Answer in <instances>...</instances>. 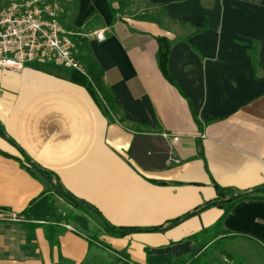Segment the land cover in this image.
Masks as SVG:
<instances>
[{
    "label": "crops",
    "instance_id": "obj_1",
    "mask_svg": "<svg viewBox=\"0 0 264 264\" xmlns=\"http://www.w3.org/2000/svg\"><path fill=\"white\" fill-rule=\"evenodd\" d=\"M147 1L150 15L114 12L119 1L109 0H72L64 15L87 38L120 114L56 62L0 69V264H83L89 252L71 226L51 246L40 225L60 201L50 203L26 159L111 226L135 228L101 239L138 264H173L198 249L193 236L224 212L207 205L215 183L264 188V0ZM101 28L105 41L88 36ZM160 36L172 41V79L158 63ZM224 227L264 247V199L240 201Z\"/></svg>",
    "mask_w": 264,
    "mask_h": 264
},
{
    "label": "trees",
    "instance_id": "obj_2",
    "mask_svg": "<svg viewBox=\"0 0 264 264\" xmlns=\"http://www.w3.org/2000/svg\"><path fill=\"white\" fill-rule=\"evenodd\" d=\"M9 0H0V8L7 4ZM112 6V1L109 0ZM130 5V0H119L118 9L114 8V12L124 11ZM113 8V7H112ZM165 11H161L160 14L152 15L153 18H157L161 21V15L165 14ZM198 31V29H196ZM158 52L157 59L160 69L164 75L170 79L171 76L168 72V58L172 46L170 41L165 36L157 38ZM78 45L80 53L78 59L85 67L86 74L78 70H74L73 79L88 87L90 92L101 101L102 99L108 104L110 110L116 114L121 113V107L119 101L114 96L111 89L107 86L104 79V71L99 63L91 56V49L88 45V40L85 37H78ZM257 50L252 51V58L254 67L257 71L259 65ZM101 95V97H100ZM122 120L123 117L121 116ZM33 175L42 179L46 185L44 193L50 194V203L56 206V200L60 197L65 202V207H61L59 214L54 219H49L43 224H29L28 227L35 228L42 226L45 230L47 239L52 247H59L60 235L68 230L67 226H71L73 230L85 236L89 241V252L83 261V264H138L131 260L130 254L126 249L116 250L110 245L102 241L101 235L104 233H112L114 235L124 236L134 230L135 228H116L108 224L100 212L91 204L84 200L78 199L71 193L66 191L57 177L51 172L44 170L32 163L29 159L23 162ZM217 198L215 201L209 202L207 205H218L223 209L222 216L218 221L205 228L202 232L193 236L198 243V249L188 255H184L175 258L173 264H250L249 259L238 252L229 251L228 247L220 245L221 240H215L221 235H232V237L242 236L243 238L251 239L255 242H260L259 239L249 235H234L228 229L224 227V220L227 214L238 204L245 199L260 198L264 199V188L251 191H241L234 187H223L215 183ZM263 195H262V194ZM157 228H151V230ZM212 241V244H210ZM264 248V247H263ZM222 253L225 256L218 255ZM62 262H67L65 258H61Z\"/></svg>",
    "mask_w": 264,
    "mask_h": 264
},
{
    "label": "built area",
    "instance_id": "obj_3",
    "mask_svg": "<svg viewBox=\"0 0 264 264\" xmlns=\"http://www.w3.org/2000/svg\"><path fill=\"white\" fill-rule=\"evenodd\" d=\"M72 0H9L0 8V69L22 71L34 62L53 61L86 74L78 37L64 22ZM88 36L99 42L107 39L106 29ZM174 141L178 136H172ZM11 219L20 220L17 214Z\"/></svg>",
    "mask_w": 264,
    "mask_h": 264
},
{
    "label": "rangeland",
    "instance_id": "obj_4",
    "mask_svg": "<svg viewBox=\"0 0 264 264\" xmlns=\"http://www.w3.org/2000/svg\"><path fill=\"white\" fill-rule=\"evenodd\" d=\"M119 1V0H113ZM153 11H157L154 7V4L148 2L147 0H130V5L126 9H124L125 15L128 16H141V15H150ZM144 13V14H143ZM60 201L61 207H65V202L62 198H58ZM215 240H221L220 245L221 248L223 246L228 247L229 251L238 252L242 255L246 256L250 264H264V248L256 243L255 241L242 238V237H232V235H221L217 237ZM215 241H212V244ZM218 255H225L222 253H218Z\"/></svg>",
    "mask_w": 264,
    "mask_h": 264
}]
</instances>
